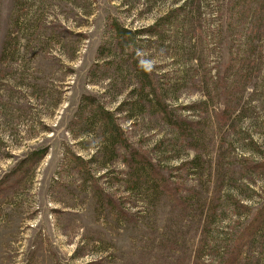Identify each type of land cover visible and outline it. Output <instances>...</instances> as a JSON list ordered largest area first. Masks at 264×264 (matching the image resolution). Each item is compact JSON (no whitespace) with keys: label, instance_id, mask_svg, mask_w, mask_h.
<instances>
[{"label":"rangeland","instance_id":"obj_1","mask_svg":"<svg viewBox=\"0 0 264 264\" xmlns=\"http://www.w3.org/2000/svg\"><path fill=\"white\" fill-rule=\"evenodd\" d=\"M175 1L0 0V264H264V215L246 228L264 206V169L251 166L264 160V0L191 1L195 55L174 15L121 51L114 26L140 30ZM231 56L224 122L213 78ZM142 64L174 96L170 116L145 95Z\"/></svg>","mask_w":264,"mask_h":264},{"label":"trees","instance_id":"obj_2","mask_svg":"<svg viewBox=\"0 0 264 264\" xmlns=\"http://www.w3.org/2000/svg\"><path fill=\"white\" fill-rule=\"evenodd\" d=\"M184 1V4L181 5L179 2ZM191 1L193 0H176L175 1V5L170 9L169 12L166 13V15L161 16L160 18H157L156 21L151 24V25H147L146 27L141 28L140 30H132L128 27H124L122 25H118V26H114V33H115V42L118 44V46H120L121 51L123 52L126 47L123 46V44L127 41H129L131 38L135 39L136 36L141 37V35H143L145 38V41L148 42H152L153 40H155L157 38L158 35H160L161 33V29L163 27H165L164 25V21L165 20H171V18H173V15L176 16V18H178L179 23H177V28L179 27V33L175 34L178 42L182 41L183 43H185L186 47L182 48V52L186 53L188 50L192 51L193 49V54L195 52V48L197 45H195V43L197 42L196 39H193L194 34H196L197 32L202 33V25L200 24V20L202 18V14H203V9L200 5V2H197L196 4H191ZM190 4L189 9L187 8ZM237 3H233L230 5L231 11H232V6H234L233 8L235 9V11H233L232 13L229 14V17L231 16L233 18V16H239L240 12L237 10ZM218 5V4H217ZM218 9V13H221L219 7H217ZM191 16V24H192V39H193V47L191 46L192 43V39H190V37L188 36L189 32H191V30L189 29V27L187 26V20L189 19V17ZM181 18V19H180ZM196 30H198L196 32ZM253 30V27H252ZM217 35L220 36V34L216 33ZM247 42L250 45V40L248 39ZM128 45L131 46V44ZM131 48V47H130ZM149 48H151V44H149ZM148 50H152L148 49ZM145 52H151V51H145ZM244 52V51H243ZM242 52V56L244 55V53ZM195 55V54H194ZM245 56V55H244ZM246 57V56H245ZM248 57V55H247ZM249 60V59H248ZM232 65H235L234 62V57L231 56V59L227 62V64H220L219 66H217V71L215 72L214 75V83L216 84V91H218V94H216L217 98H221V100L223 101V108L219 109L216 113H217V118H219L220 120L224 121L229 119L230 117H232V114L234 112V107L232 108V106L230 105L233 102V97L236 96V91L238 89L239 83L232 81V87L230 88L229 86H227V76L225 75V72H227V68L229 69V67H231ZM137 71L139 73L140 76H142V85H144V89L149 87V91H147V93H145V95L147 97H150L153 100L154 106L155 107H160V111L163 115H165L166 117L170 116L171 114L168 113V107L170 105V100L174 99V96H170L169 98H163L162 97V90L160 89L159 85H158V80L152 70V68H147L146 66H144L143 64L141 66L137 67ZM233 82H235L233 84ZM144 92V90H143ZM122 106V105H121ZM125 107V104H123V108ZM102 111L100 112L102 117H104V119H106L107 123L108 121L112 123V116L113 114L110 112V110L104 108L101 109ZM109 118V119H108ZM111 120V121H110ZM225 122V121H224ZM184 123H182V121H174L173 122V126L175 127V129H177L180 132H184L186 131L184 128L185 126L183 125ZM116 127V125H114ZM116 129L118 130V128L116 127ZM116 132H114V136H115ZM117 135V134H116ZM48 148H41V149H34L32 151H30L29 153L26 154V156L23 158V160L20 162V164L22 166L19 167V170H22L23 173H25L26 170H28V166H35L38 164V162L41 161V159H43L47 153H48ZM149 161H145L146 164L148 165V167H150V169L152 170V172H154V168H155V173L159 175V177L161 178V183H162V187L164 189H166L171 195L175 196L177 194L176 192V188L175 186L172 185L171 182H169L168 178L165 177L166 175L163 174V172L161 171V168H159V165L157 163H154L152 160L148 159ZM251 166L254 169H264V160L260 161V162H254L253 160L251 161ZM18 173V172H16ZM163 179V181H162ZM174 188V189H173ZM264 215V206L260 207L259 210L257 211V215L254 219L251 220L250 224L246 227L247 229L251 228L252 226H257V222L260 221L262 219V216ZM245 231V230H244ZM246 232L241 233L240 236H238L237 240L234 243L235 246V250H237L238 247L241 246V241L243 239V237L245 236V234H248ZM226 264H233V260L232 258L228 260V262H226Z\"/></svg>","mask_w":264,"mask_h":264}]
</instances>
